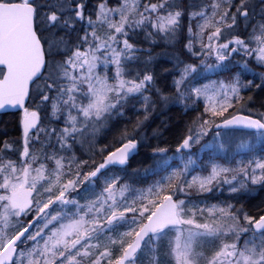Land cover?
<instances>
[{
  "label": "snow or ice",
  "instance_id": "snow-or-ice-1",
  "mask_svg": "<svg viewBox=\"0 0 264 264\" xmlns=\"http://www.w3.org/2000/svg\"><path fill=\"white\" fill-rule=\"evenodd\" d=\"M0 264H264V0H0Z\"/></svg>",
  "mask_w": 264,
  "mask_h": 264
},
{
  "label": "trees",
  "instance_id": "trees-1",
  "mask_svg": "<svg viewBox=\"0 0 264 264\" xmlns=\"http://www.w3.org/2000/svg\"><path fill=\"white\" fill-rule=\"evenodd\" d=\"M175 118V117H174Z\"/></svg>",
  "mask_w": 264,
  "mask_h": 264
}]
</instances>
